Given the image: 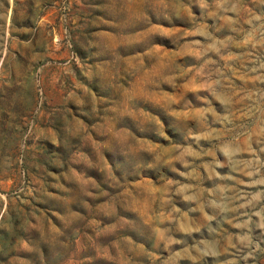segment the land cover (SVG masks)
<instances>
[{"label":"rangeland","instance_id":"374dc122","mask_svg":"<svg viewBox=\"0 0 264 264\" xmlns=\"http://www.w3.org/2000/svg\"><path fill=\"white\" fill-rule=\"evenodd\" d=\"M0 264H264V0H0Z\"/></svg>","mask_w":264,"mask_h":264},{"label":"crops","instance_id":"0c3cea01","mask_svg":"<svg viewBox=\"0 0 264 264\" xmlns=\"http://www.w3.org/2000/svg\"><path fill=\"white\" fill-rule=\"evenodd\" d=\"M10 2H11V0H10ZM9 6V5H8Z\"/></svg>","mask_w":264,"mask_h":264}]
</instances>
